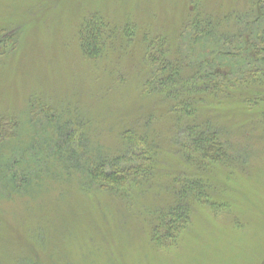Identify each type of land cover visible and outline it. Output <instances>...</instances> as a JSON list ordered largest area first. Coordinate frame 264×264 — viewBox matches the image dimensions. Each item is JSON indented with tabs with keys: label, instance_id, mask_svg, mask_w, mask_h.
<instances>
[{
	"label": "rangeland",
	"instance_id": "1",
	"mask_svg": "<svg viewBox=\"0 0 264 264\" xmlns=\"http://www.w3.org/2000/svg\"><path fill=\"white\" fill-rule=\"evenodd\" d=\"M251 1L0 0V137L10 138L0 140V264H264V128L255 121L263 101L255 112L219 107L236 166L213 169L209 203L192 208L172 245L150 239L151 213L168 211L167 193L102 188L91 176L99 164L112 170L120 131L139 126L159 181L171 170L180 183L184 169L163 157L167 121L146 122L151 97L139 95L146 41L174 43L195 10L219 19ZM92 14L106 24L96 60L83 56L78 33ZM198 50L186 59H200Z\"/></svg>",
	"mask_w": 264,
	"mask_h": 264
},
{
	"label": "trees",
	"instance_id": "2",
	"mask_svg": "<svg viewBox=\"0 0 264 264\" xmlns=\"http://www.w3.org/2000/svg\"><path fill=\"white\" fill-rule=\"evenodd\" d=\"M100 18L98 14L88 16L78 30L81 52L90 60L103 57L107 46L103 30L106 24ZM218 18L200 15L195 10L185 26L188 32L177 36L174 43L160 35L145 39V79L139 95L151 97L145 107L146 122L155 115L167 121L165 137L170 139L161 140L163 157L165 161L171 156L176 158L184 169L179 172L180 183L174 176L178 172L171 170L164 182L159 181L162 176L156 169L153 143L147 135L139 134V126L120 131L118 150L122 153L115 160L121 165L114 160L112 170L105 172L100 161L91 171L102 188L121 190L129 184L139 192L157 187L168 194L170 202L165 206L168 211L151 213L150 239L156 246L174 244L189 223L192 208L209 203L206 188L212 190L208 182L213 169L236 166H229L233 158L219 135L220 122L216 121L219 107L241 105L250 112L257 103L264 102V0H252L243 8L232 7ZM190 48H199L200 59L194 62L186 59L185 53ZM255 121L264 128V113ZM5 138L10 139L2 136L0 140ZM135 151L140 152L139 156ZM132 159L137 164H131ZM192 174L196 175L193 179ZM171 177L177 181H171Z\"/></svg>",
	"mask_w": 264,
	"mask_h": 264
}]
</instances>
